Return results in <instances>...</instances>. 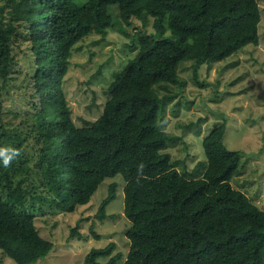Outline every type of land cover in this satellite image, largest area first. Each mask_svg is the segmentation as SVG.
<instances>
[{"label":"trees","instance_id":"1","mask_svg":"<svg viewBox=\"0 0 264 264\" xmlns=\"http://www.w3.org/2000/svg\"><path fill=\"white\" fill-rule=\"evenodd\" d=\"M260 15L258 0H0L2 84L14 74L12 45L23 35L38 97L32 111L11 114H22V125L0 123V148L19 151L9 166L0 161V257L30 264L53 248L31 203L73 212L119 174L128 251L112 254L109 241L91 247L82 264H264V208L231 182L241 161L223 142L225 121L203 136V158L179 169L167 150L179 136L165 129L164 115L173 86L187 82L185 63L205 86L201 65L258 45ZM114 25L132 53L112 71L101 114L76 125L63 87L70 56ZM117 186L109 183L98 219Z\"/></svg>","mask_w":264,"mask_h":264},{"label":"rangeland","instance_id":"2","mask_svg":"<svg viewBox=\"0 0 264 264\" xmlns=\"http://www.w3.org/2000/svg\"><path fill=\"white\" fill-rule=\"evenodd\" d=\"M258 4L261 14L258 45L247 44L226 59L201 65L198 79L205 86L192 79L190 64L185 63L181 75L187 82L181 87L173 86L176 95L168 102L164 115L165 129L179 136L167 148L179 169L183 166L191 169L203 158V136L215 123L225 121L223 142L227 148L240 151L241 161L231 182L264 208V0H258ZM110 12L115 21V9L111 8ZM22 38L19 35L12 45L14 74L4 85L0 78V123L22 125L23 115L11 114L32 111V103L38 104L28 80L33 72V54L28 49L29 42ZM128 41L118 25H114L104 38L93 34L73 49L63 87L76 125L101 114L112 71L132 53ZM99 68L101 73L92 76ZM112 181L118 183L116 196L106 207L107 216L98 219L95 214L99 203ZM123 185L119 174L104 178L89 202L73 212L48 206L38 209V202L31 203L28 210L34 213L35 225L43 237L53 242V248L30 264H82L91 247L109 241L116 244L112 254L117 251L126 254L129 248L126 230L130 223L123 214ZM77 220H80L78 234L72 236ZM0 264L16 263L1 256Z\"/></svg>","mask_w":264,"mask_h":264},{"label":"clouds","instance_id":"3","mask_svg":"<svg viewBox=\"0 0 264 264\" xmlns=\"http://www.w3.org/2000/svg\"><path fill=\"white\" fill-rule=\"evenodd\" d=\"M18 155L19 151L15 148H0V161L4 166H9Z\"/></svg>","mask_w":264,"mask_h":264}]
</instances>
